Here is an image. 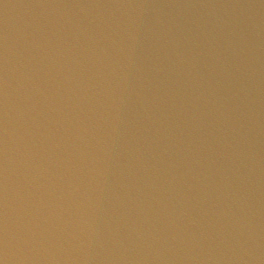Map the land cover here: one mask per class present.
<instances>
[{"label": "water", "instance_id": "obj_1", "mask_svg": "<svg viewBox=\"0 0 264 264\" xmlns=\"http://www.w3.org/2000/svg\"><path fill=\"white\" fill-rule=\"evenodd\" d=\"M0 264H264V0H0Z\"/></svg>", "mask_w": 264, "mask_h": 264}]
</instances>
